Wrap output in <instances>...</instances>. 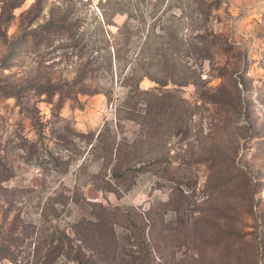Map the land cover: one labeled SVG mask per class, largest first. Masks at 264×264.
Wrapping results in <instances>:
<instances>
[{
  "label": "rangeland",
  "instance_id": "1",
  "mask_svg": "<svg viewBox=\"0 0 264 264\" xmlns=\"http://www.w3.org/2000/svg\"><path fill=\"white\" fill-rule=\"evenodd\" d=\"M116 1L133 14L122 49L132 62L112 59L110 70L103 49L83 76L101 28L119 36L127 20L126 11L105 23ZM155 2L0 0V244L13 258L0 264H42L35 250L93 217V203L123 215L120 264H264V0H160L152 17ZM51 22L79 28L70 37L47 31ZM172 24L184 45L159 65L156 35L169 41ZM32 31L36 44L24 40ZM132 67L129 82L143 91L135 120L116 111ZM39 85L55 90L25 94ZM10 89L21 96L6 97ZM101 130L133 143L132 182L116 192L99 187L113 183L110 167L86 142Z\"/></svg>",
  "mask_w": 264,
  "mask_h": 264
},
{
  "label": "trees",
  "instance_id": "2",
  "mask_svg": "<svg viewBox=\"0 0 264 264\" xmlns=\"http://www.w3.org/2000/svg\"><path fill=\"white\" fill-rule=\"evenodd\" d=\"M38 4V2H37ZM161 2L157 0L154 4V11L152 12L151 16H155V12L158 11ZM211 4V3H210ZM112 11L108 12L109 10L103 8V13L105 17V23L107 25L113 24L112 17L117 13H126L127 10H124L120 7V2L116 1L114 6H112ZM129 11V10H128ZM127 11V20L123 23V25L118 27L116 36L114 34L108 35L107 32L101 28L102 33V42L103 46L102 49L100 47H95L94 44H91L89 54H87L86 60L84 61V65L82 68L83 76L88 74V71L93 72L96 68L92 67L94 64L99 63L100 58H102V54L100 51L103 49L106 50L107 56H105V60H107L108 68L112 66V61L115 60L120 62L122 59H126L127 62H132V56L129 58H125L122 52L123 48H126L131 41V24L129 19L133 16L132 11ZM155 19L151 22V31L153 32L156 27ZM46 30L52 31L54 33H67L70 37H73L78 30V24L76 22L64 25L60 24L59 22H51L47 23ZM164 27V26H163ZM168 28V37L170 38L169 41L164 42V35H156L160 41V44L155 48V56L157 58V62L160 64L168 63L171 58L174 59V53H178L181 48L183 47L184 43L181 38L177 35V28H173L172 25L165 26ZM35 31L30 32L24 38V40L29 39V42L36 44L35 40ZM46 41V37L43 38V41ZM162 42L165 44L163 45ZM35 46V45H34ZM113 49V54H111L110 49ZM146 48V46H145ZM144 48V49H145ZM228 49V48H227ZM225 47H221L222 52H226L227 50ZM170 58V59H169ZM113 59V60H112ZM103 60V58H102ZM124 72L123 80L126 84L130 85L128 89V93L125 99L116 105V111L120 112L122 110L127 112V119L135 120L136 113L135 108L137 106L136 101L132 104L133 98L136 96L137 91L138 93H142L143 91L138 90L137 85L129 82L130 80L134 79V75L136 73V68L132 67L129 68ZM81 79H84L81 78ZM37 90V93H53L55 87L52 85H39V86H30L25 92L26 95L28 93H32V91ZM24 94V95H25ZM24 95L22 97H24ZM6 97L14 96L19 98L21 95L15 90L10 89L8 94H5ZM157 104L159 103V98L157 97ZM163 105V103H161ZM149 108L154 107L152 103H149ZM148 110V109H147ZM148 114V112H147ZM148 115L144 116L146 120ZM155 117V116H154ZM158 118L157 116L155 119ZM108 130V126H106ZM106 130V131H107ZM85 137L87 138L86 142L90 144V149L96 151L97 156H99L104 163V166L107 168L110 167V177L113 179V183L108 179L105 180V185L101 186L100 188L105 187V189L109 191L116 192V186L124 185L127 183L132 182V175H133V150L131 147L133 143L123 142V141H116L115 135L106 137L105 130H101L95 140L93 135L86 134ZM92 152V151H91ZM84 164L81 163V168ZM78 196V195H77ZM51 200L56 201L55 197H51ZM74 201H76V196L73 195ZM93 205L99 206V209L93 214V217L87 219L83 216L76 218L73 220L71 224V234H66L64 231H57L55 230V236L50 240L49 246L44 254H42V248L38 247L35 251L37 256L41 258L42 264H52L53 261L58 258L59 256H64L69 262H73L74 264H89L88 259L91 258V264H120V260H123V254L121 253V241H119V237L117 234V226L121 224V220L123 219V215L120 214L118 208H111L106 209L101 204L93 203ZM51 207L54 208V204H51ZM19 219V217H18ZM127 219L129 223L133 225V232L134 237H140V227L136 226L133 220V216L127 214ZM143 220V219H142ZM17 223V222H16ZM15 222L13 223V230L14 232L17 227ZM58 232V233H57ZM15 233V232H14ZM0 239L5 240L3 234L0 233ZM15 239V237H14ZM13 239V240H14ZM11 240V241H13ZM55 241V243H54ZM122 254V255H121ZM11 254L8 253L7 247L3 248V245L0 244V258H7L13 259ZM133 256V254H132ZM139 256H133V258ZM135 261V260H134ZM139 263V262H134ZM141 263V262H140Z\"/></svg>",
  "mask_w": 264,
  "mask_h": 264
}]
</instances>
